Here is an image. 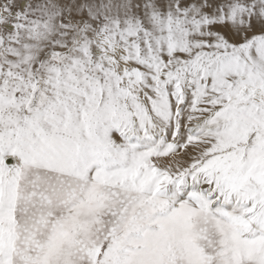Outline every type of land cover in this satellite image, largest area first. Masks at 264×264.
Wrapping results in <instances>:
<instances>
[{"label":"snow or ice","instance_id":"6c2138e0","mask_svg":"<svg viewBox=\"0 0 264 264\" xmlns=\"http://www.w3.org/2000/svg\"><path fill=\"white\" fill-rule=\"evenodd\" d=\"M0 264H264V0H0Z\"/></svg>","mask_w":264,"mask_h":264}]
</instances>
